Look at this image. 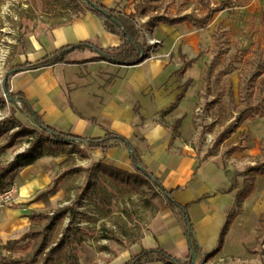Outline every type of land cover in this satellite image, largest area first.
<instances>
[{"label":"crops","instance_id":"0c3cea01","mask_svg":"<svg viewBox=\"0 0 264 264\" xmlns=\"http://www.w3.org/2000/svg\"><path fill=\"white\" fill-rule=\"evenodd\" d=\"M44 32L38 39L28 38L20 46L26 51L23 56L24 62L14 60L12 66L34 63L64 46L85 41L100 49L120 45L119 37L108 33L102 21L91 13H85L81 18ZM85 52L91 55L83 60L94 57L93 53ZM75 55L76 53H73L70 60L78 61L74 58ZM145 58L130 66L97 60L80 64H56L29 70L11 76L9 90L12 93H21L42 123L57 132L83 139H99L107 132H111L127 139L138 151L142 164L153 178L157 179L167 192H173L172 198L178 204L188 205L187 214L199 249L193 255V264H199L204 258L207 264H234L232 257L225 251L228 238L233 235L237 223L241 222L247 226L249 222L247 220L253 218L254 234L250 243L253 241L257 244L260 240L256 225L258 229H264L259 222L264 211L255 204L257 179L261 176L256 177L253 192L242 202H237L236 195L243 189V184L242 187L238 186L237 181L236 188L226 192L234 172H229L225 168L223 159L227 162L229 157L239 153L227 156L224 152L222 154L217 152L228 139L210 156H206L210 148L202 154L195 144L193 115L195 109L202 104L198 102L196 105L194 101L197 89L201 88L206 65L200 68L201 76L198 80L190 74L191 71H196L200 64L197 60L183 73L180 72L181 68L176 70L184 76L182 81L194 79L190 86L183 89L182 84L177 83L172 76L174 68L160 61H145ZM107 70L112 71L108 77ZM187 72L190 75H186ZM192 89L194 94L189 98ZM206 94L209 99L212 97V94L208 92ZM235 99L237 100V96ZM200 102H203L202 98ZM172 106L174 108L170 110ZM18 110L22 113L21 106ZM24 115L37 127L27 114ZM177 121H180L177 128L178 136H174ZM237 143L238 140L230 145ZM112 144L116 146L107 151L88 150L81 142L77 146L79 150L82 149V156L93 163L102 161L124 172L134 173L129 159L130 150L122 144ZM227 145L228 143L224 144V147ZM243 145L249 146L245 151L251 149L249 144ZM58 156L43 153L34 164L20 169L16 174L13 182L18 190L15 205L12 208L0 209V246H4L8 241L18 240L28 231L29 216L36 212L38 205L44 204L42 200H36V197L50 185V175L55 173L57 163L61 161V157ZM247 210L251 213L253 211V214H249L248 218L242 221ZM231 213H234V217L220 245L221 231ZM152 223L154 225L151 233L140 240L142 244L148 243L150 247L138 246L139 252L134 255L140 253L142 249L160 248L186 262L189 250L185 223L181 215L164 205L156 212ZM250 243L247 250L244 246L245 259L238 264H262L256 258L253 246H249ZM261 249L264 251V242L261 243ZM207 255L210 258H207ZM262 258L264 259V256ZM129 260L130 258L123 264Z\"/></svg>","mask_w":264,"mask_h":264},{"label":"rangeland","instance_id":"374dc122","mask_svg":"<svg viewBox=\"0 0 264 264\" xmlns=\"http://www.w3.org/2000/svg\"><path fill=\"white\" fill-rule=\"evenodd\" d=\"M94 1L108 8L125 10L126 12H133L135 4L138 3V0ZM149 1L154 6V9L151 10L153 15L156 14L154 11L164 14L166 10L173 13L179 10L182 14L201 16L205 11L200 4V0ZM203 1L211 5H217L222 0ZM67 14L65 19L61 18L65 14L60 12L55 13L53 16L42 14L40 0H1L0 2V169L6 168L12 162L13 155L28 149L30 142L36 135L35 133L38 131L37 127L30 123L29 118L19 112V107L9 101L12 99L8 98L4 91V76L11 67H14L12 61H23L26 51L20 46L28 38L38 39L41 34L45 33V30L62 23H70L74 19L83 17L85 13L69 12ZM261 16H264V0H244L240 7H233L215 14L207 26L202 29L188 23L169 28L158 25L144 29L140 41L147 46L148 52L145 61H160L166 63L172 69L174 68L172 76H174L177 83L182 84L183 89H186L192 84L193 78L198 80L201 76L200 68L208 65L211 61L215 51L214 41L217 39L226 49V54L223 55L217 70L227 66L230 61H234V71L223 78L221 86L224 90L231 88L233 94L237 96V83L240 72L245 67L246 60L253 57L256 46L261 39ZM139 20L145 22L147 19L140 18ZM90 55L88 52H85V54L84 52H77L74 58L78 61H84L83 59ZM71 56H69V60ZM182 58L185 61L195 59L200 62L196 67V71L190 72L193 78L186 81H182L184 76L176 72L181 68ZM110 73L112 71L107 70L106 76L108 77ZM193 94L194 89L190 91L189 98H192ZM218 97L219 101L216 104L210 103L218 100ZM201 98L203 99L202 103L200 102ZM225 100V94L218 95L214 93L209 99L205 90L197 89L194 104L197 105L198 102L202 104L205 107V115L204 117L193 115L192 127L194 129L195 144L202 154L212 148L214 141L219 137L222 130L232 121L226 110ZM263 124L264 117L246 121L224 142L228 145L236 143L241 138L238 133L242 132L245 137L241 138V142L251 146L250 150L229 157L227 162L223 159V164L229 172L244 171L249 167H253L261 159L262 152L258 149V142L264 139ZM20 130L34 133L16 139L11 148L1 151V148L11 141L12 135ZM206 140L211 143H206ZM68 143L58 146L50 142L42 143L43 153H54L59 155V158L61 157V161L57 163L55 173L50 175V185L48 187L54 183L56 178H61V182L57 192L49 196L44 204L38 205L35 211L47 213L48 221H53L55 212L74 206V217H72V210H69L64 213L62 220L55 225L52 233L55 241L57 242L67 236L72 237L75 229L82 228L83 241L77 248V261L79 264H123L139 252L138 246L141 248L150 247L148 243L142 244L140 241L131 245L122 234L125 230L132 229L136 230V233L142 234L143 238L148 236L154 225L152 220L156 214L154 213L155 205L148 208L144 207L142 203L145 195L134 194L121 199L114 198L111 203L112 214L104 218L100 211L93 208L89 195L83 200L78 199L77 203L79 193L86 182V172L84 170L91 166L93 162L82 156V149L79 150L76 143L72 145H68ZM224 144L217 149V152L222 154L225 151ZM237 181L238 186L242 187V177H239ZM256 189L257 202L255 204H258L260 210L264 211V177L257 179ZM14 205L15 203H12L0 209L12 208ZM249 214H253V211L251 213L247 210L242 221L246 220ZM250 219L247 220V222L249 221L247 226L242 225L241 222L237 223L233 235L228 238L225 252L232 257L231 260L234 264H238L245 259L246 255L243 248L246 246L247 250L254 234V220L253 218ZM68 228H71V231H67ZM256 231L259 232L260 240L257 244L252 241L249 246H253L256 258L264 264L262 258L264 251L261 249V243L264 242V229H258L256 225ZM19 235L20 233L17 234V237ZM153 239L155 241V237ZM23 245L24 243L21 242L9 251L0 246V255L8 256L10 254L9 256L15 258L23 256L27 251L23 249ZM152 258L155 257L152 256ZM227 260H229V257ZM191 263H194V256Z\"/></svg>","mask_w":264,"mask_h":264},{"label":"trees","instance_id":"16d2710c","mask_svg":"<svg viewBox=\"0 0 264 264\" xmlns=\"http://www.w3.org/2000/svg\"><path fill=\"white\" fill-rule=\"evenodd\" d=\"M243 1L222 0L217 5H211L206 1L200 0V4L205 11L203 15L195 16L192 14H182L179 10L175 13L166 10L164 14L154 11L156 14L153 15L151 10L154 9V6L150 4L149 0H138L133 12L108 8L94 0H40L41 12L44 15L53 16L55 13L60 12L65 14L61 16V18L65 19L69 12L93 14L102 21L108 33L119 37L120 45L107 49L97 48L87 41L75 45H68L43 57L39 61L14 66L6 72L3 88L7 97L12 100L17 99L21 103L22 113L27 114L39 129L35 133L36 135L33 137L32 142H30L28 149L24 152L17 153L6 168L0 169V192L13 185L14 178L20 169L34 164L43 155V142H50L58 146L66 144L68 141L76 140L84 143L88 150L101 149L102 151L114 148L116 145L112 143L122 144L130 150L129 159L134 173L124 172L116 167L106 165L102 161L91 164V166L84 170L86 172V182L79 193L77 203L89 195L93 208L100 211L104 218L112 214L111 203L114 198L121 199L134 194L139 196L145 195L142 205L146 208L155 205L154 213L160 207L166 205L172 211L180 214L185 223V236L189 250L186 262H183L179 257H174L164 252L160 248H156L148 250L142 249L140 253L130 258L125 264H143L150 262L191 264L193 255L199 249L194 239L193 227L188 218V205L182 206L178 204L172 198L173 192H167L160 182L153 178L142 164L138 151L131 143L124 137L111 132H107L103 138L83 139L57 132L51 127L45 126L36 113L31 110L21 93L10 92L9 79L17 73L56 64H80L99 60L114 65H135L140 62L141 56L143 58L147 56V46L144 42L140 41L143 37L144 29L152 28L160 24L171 27L184 23L202 29L207 26L215 14L233 7H240ZM140 18H146L147 20L140 22ZM260 26V42L256 46L253 57L246 60V65L239 75L237 100L231 88L224 90L221 87L223 78L234 71V61H230L227 66L217 70L223 55L226 54V49L223 48L217 39L214 41V56L204 68L201 89L210 94L217 93L218 95H226V110L231 116L232 121L222 130L219 137L214 141L212 148L206 152V156L212 155L220 144L229 139L243 122L264 117V16L260 17ZM85 51L93 53L94 57L84 61L69 60V56L73 53H83ZM194 61L195 59L185 61L182 58L180 72H185ZM217 99L212 104H216L219 101V97ZM173 108L174 106L170 110ZM179 124L180 121H177L176 126H174V136H178L177 128ZM33 133L26 132L25 130L16 132L12 135L11 141L1 148V151L11 148L16 139ZM238 136L241 138L245 137L242 133H239ZM241 138L240 140L238 139L236 145H227L224 155L229 156L247 150L249 146L243 145ZM260 151L262 152V157L253 167H249L243 172H234L232 176V182L226 192H231L236 188L238 177L243 178V189L236 195L237 202H242L253 192L256 177H264V139L260 141ZM60 182L61 178H56L50 187L36 197V200L45 202L49 196L57 192ZM73 208L74 206L58 210L55 212L53 221H48V214L45 212L32 213L29 216L30 227L28 231L18 240L8 241L3 246L4 249L9 251L23 242V249L27 250L26 253L17 258L9 256L10 254L8 256L0 255V264H79L77 261V248L83 241L81 235L83 229L77 228L74 230L72 237L67 236L57 242L52 235L55 225L58 221L62 220L65 212L72 210V217H74ZM233 217L234 213H231L228 222L221 231L220 245L223 242V238ZM259 222L261 227H264V215L260 216ZM67 231H71V228H68ZM88 233L91 234L89 231ZM122 235L131 245L139 242L143 238L142 234L136 233V230L134 231L132 229L125 230ZM152 256L155 258H152ZM207 258H210V256L207 255Z\"/></svg>","mask_w":264,"mask_h":264},{"label":"built area","instance_id":"2783aa9c","mask_svg":"<svg viewBox=\"0 0 264 264\" xmlns=\"http://www.w3.org/2000/svg\"><path fill=\"white\" fill-rule=\"evenodd\" d=\"M9 101L12 102L17 107H20V103H19L18 100H9ZM194 115L196 117L200 116V115H202L204 117L205 109L202 106H198L195 109V114ZM73 143L79 144L80 142L76 141V140H72V141H70V143H68V145H72ZM206 143H211V142L206 140ZM17 191L18 190H17L16 186L13 184L10 187H8L7 189H5L4 191L0 192V208L4 207V206H9L12 203H14L16 201ZM199 264H207L206 259L204 258Z\"/></svg>","mask_w":264,"mask_h":264},{"label":"water","instance_id":"95a60500","mask_svg":"<svg viewBox=\"0 0 264 264\" xmlns=\"http://www.w3.org/2000/svg\"><path fill=\"white\" fill-rule=\"evenodd\" d=\"M143 59H144L143 56H141L140 61L143 60Z\"/></svg>","mask_w":264,"mask_h":264}]
</instances>
